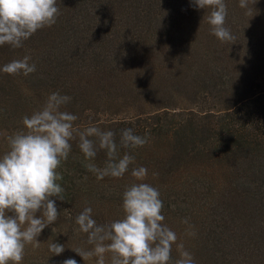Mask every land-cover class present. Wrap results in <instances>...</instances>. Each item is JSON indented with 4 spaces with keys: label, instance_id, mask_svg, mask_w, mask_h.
Instances as JSON below:
<instances>
[{
    "label": "trees",
    "instance_id": "obj_1",
    "mask_svg": "<svg viewBox=\"0 0 264 264\" xmlns=\"http://www.w3.org/2000/svg\"><path fill=\"white\" fill-rule=\"evenodd\" d=\"M56 2L55 24L20 48L1 46L36 65L26 82L0 75L2 118L40 109L44 90L70 96L69 113L79 103L83 113L115 111L117 145L122 129L147 136L150 149L157 135L181 159V185L209 186L222 218L195 264H264V0H225L226 42L193 0Z\"/></svg>",
    "mask_w": 264,
    "mask_h": 264
},
{
    "label": "clouds",
    "instance_id": "obj_2",
    "mask_svg": "<svg viewBox=\"0 0 264 264\" xmlns=\"http://www.w3.org/2000/svg\"><path fill=\"white\" fill-rule=\"evenodd\" d=\"M193 3L210 10L207 22L212 35L221 42L234 39L225 26V0H193ZM247 5L248 0H239L241 8ZM59 14L56 0H0V46L22 47L38 30L55 24ZM30 60V56L14 59L0 71L27 76L36 71V65ZM70 100V96L59 92L50 93L40 109L22 118L24 129L6 136L8 150L0 156V264H21L26 245L38 247L39 234L58 219L59 211L51 197L64 200L65 190L58 182L63 176L57 169L68 159L71 141L78 138V147L89 161L98 150L106 152L103 167L95 163L85 165L97 179L121 178L135 162V157L127 152L119 155L113 131L96 125L83 129L75 126L78 117L62 110ZM147 143V136L136 135L131 128L121 130L119 147L136 148ZM131 176L139 182L127 185L122 193L124 216L121 219L97 224L91 207H85L76 216L79 230L87 234L88 243L93 247L89 251L74 250L83 259L96 257V264H106V253H111L110 264H195L182 243L177 244L179 258L173 261L172 246L178 238L163 223L159 190L143 182L147 169L134 167ZM37 212L41 213L39 217ZM183 223L187 224V219ZM187 234L195 235L194 232ZM64 248L55 242L49 245V251L56 255ZM63 264H77V261L69 258Z\"/></svg>",
    "mask_w": 264,
    "mask_h": 264
},
{
    "label": "rangeland",
    "instance_id": "obj_3",
    "mask_svg": "<svg viewBox=\"0 0 264 264\" xmlns=\"http://www.w3.org/2000/svg\"><path fill=\"white\" fill-rule=\"evenodd\" d=\"M1 50L2 47L0 46V64L16 57L23 58L21 53L14 52L12 54V51L2 52ZM5 74L0 71L1 77L6 81V78L3 77ZM15 77L17 80L25 82L33 78L31 74L27 76L18 74ZM44 92L48 96L51 93L49 90H44ZM17 99L20 100L19 97ZM35 99L38 100L37 97ZM38 102H44V99L39 97ZM44 103H41L39 108ZM79 104H75L77 107L71 108V113L78 117L74 124L81 129L96 125L102 130H108L117 117L115 111L102 112L104 111L102 107L83 113L78 107ZM91 104L97 106L99 103L92 100ZM5 110L0 109V156L8 150L6 136L24 129L22 118L25 115L30 116L38 108L36 110L27 108L25 112H21L19 115L9 109L8 113L11 114L12 118L7 117L4 120L2 113ZM122 115L128 116L129 114L124 113ZM71 144L72 148L68 159L63 161L57 169L63 176V179L58 182L65 190L63 193L64 200L51 197L55 200L59 211L58 219L53 224L47 225L39 234L37 237L40 242L38 247H33L31 244L26 245L21 264H63V261L69 258L75 259L77 264H96V257L83 259L74 250L89 251L93 247L88 243L87 234L79 230V226L75 222L76 216L85 207H91L92 217L97 224H106L121 219L124 216L122 193L127 185L139 182L131 176L132 168L139 166L147 169V176L143 182L149 183L160 192V198L163 201L162 214L165 217L163 223L177 235V242L172 246L173 261L179 258L177 250V244L179 243H182L184 249L196 259L198 256H196L197 253L195 255V251L198 249L200 242L207 240L206 243L202 242L200 244L204 247H207V243L210 244L208 234L216 220L222 218V212L216 211L213 207L212 200L209 197L210 188L204 180H199L195 186L191 184L181 185L178 179V166L181 159L178 158V153L174 155L163 153L162 139L159 136L153 137L152 149L148 148L147 144L136 148H123L118 145L120 156L127 152L135 157V162L129 166L128 171L121 178L106 176L103 179H97L96 175L90 172L85 165L95 163L98 167H103L107 159L106 152L98 150L95 158L89 161L85 159L84 154L78 147V138L71 141ZM165 153L167 157L164 159L163 155ZM194 182L197 181L194 180ZM7 214L12 215L11 212ZM40 215V212L36 213L37 217ZM185 219L188 221L187 224L183 223ZM188 232H194L195 235H188ZM53 242L65 246L61 254L56 255L49 251V245ZM110 257L111 253L105 254L106 264H110ZM204 258L205 256L201 257L199 261L203 262Z\"/></svg>",
    "mask_w": 264,
    "mask_h": 264
}]
</instances>
